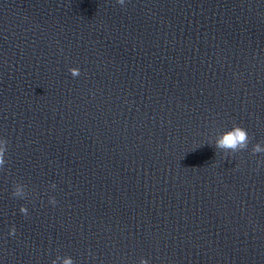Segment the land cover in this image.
<instances>
[{"label": "water", "instance_id": "95a60500", "mask_svg": "<svg viewBox=\"0 0 264 264\" xmlns=\"http://www.w3.org/2000/svg\"><path fill=\"white\" fill-rule=\"evenodd\" d=\"M0 138V264H264V0H0Z\"/></svg>", "mask_w": 264, "mask_h": 264}, {"label": "clouds", "instance_id": "9594fccd", "mask_svg": "<svg viewBox=\"0 0 264 264\" xmlns=\"http://www.w3.org/2000/svg\"><path fill=\"white\" fill-rule=\"evenodd\" d=\"M117 3L123 6L125 4V0H117ZM69 72L73 77H77L80 75V69L78 67H71L69 68ZM251 141V137L249 136V133L247 129L244 127L233 124V126L225 130L216 140H215V148L221 149L225 153H236L243 150H246L248 148V145ZM8 143L9 141L6 138H0V170L3 169L6 160L5 155L8 149ZM253 154L256 153H264V144H261L260 142L255 143L252 146L251 149ZM258 163H264V162H258ZM52 187L55 188V184L52 185ZM12 195L17 198H23L24 197V191L23 187L21 186L20 182H17L14 184L13 187V193ZM49 202L53 205L57 203L54 197H49ZM20 212L27 216L28 209L24 205H21ZM16 232L15 226H12L10 229V235H14ZM54 264V262H53ZM63 264H74L73 259L70 256H67L63 259ZM140 264H150L148 259L141 258Z\"/></svg>", "mask_w": 264, "mask_h": 264}]
</instances>
